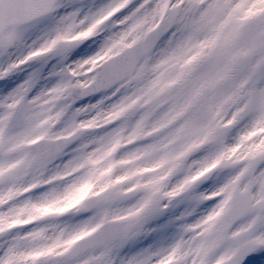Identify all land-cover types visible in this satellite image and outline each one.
Here are the masks:
<instances>
[{"label":"snow or ice","instance_id":"snow-or-ice-1","mask_svg":"<svg viewBox=\"0 0 264 264\" xmlns=\"http://www.w3.org/2000/svg\"><path fill=\"white\" fill-rule=\"evenodd\" d=\"M0 264H264V0H0Z\"/></svg>","mask_w":264,"mask_h":264}]
</instances>
